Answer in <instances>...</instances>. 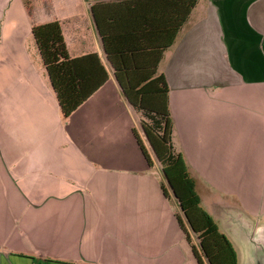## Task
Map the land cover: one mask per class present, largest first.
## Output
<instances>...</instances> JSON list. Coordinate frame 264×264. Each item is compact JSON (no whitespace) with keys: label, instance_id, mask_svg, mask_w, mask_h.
Instances as JSON below:
<instances>
[{"label":"crops","instance_id":"1","mask_svg":"<svg viewBox=\"0 0 264 264\" xmlns=\"http://www.w3.org/2000/svg\"><path fill=\"white\" fill-rule=\"evenodd\" d=\"M140 1L0 0V221L16 223L0 264H198L96 22L117 36ZM54 22L91 85L108 77L67 119L33 35ZM157 71L202 207L239 264H264L248 240L264 211V0H200Z\"/></svg>","mask_w":264,"mask_h":264},{"label":"trees","instance_id":"2","mask_svg":"<svg viewBox=\"0 0 264 264\" xmlns=\"http://www.w3.org/2000/svg\"><path fill=\"white\" fill-rule=\"evenodd\" d=\"M199 1L141 0L131 13L133 22L122 25V33L117 36L106 33L100 21L96 19V22L123 96L133 110L144 117L143 132L166 182L161 184L163 195L178 206L175 217L194 258L198 264H205V261L208 264H239L234 244L202 207L187 164L174 149L170 88L166 77L157 71L163 52L173 47ZM33 35L62 116L67 119L108 77L104 73L101 81L91 85L94 77L85 73L82 61L70 58L58 22L34 27ZM145 54L153 56L147 64ZM146 70L147 74H143ZM134 135L148 164L153 167L152 157L137 130Z\"/></svg>","mask_w":264,"mask_h":264},{"label":"rangeland","instance_id":"3","mask_svg":"<svg viewBox=\"0 0 264 264\" xmlns=\"http://www.w3.org/2000/svg\"><path fill=\"white\" fill-rule=\"evenodd\" d=\"M137 115L140 116V120H138V128H139V131H140V134H141L140 137L143 140V142L145 143V146L148 148V150H149L151 156L153 157L157 167L159 168V169H154V173H155V175L158 178H160V181H162V183H163V182H165V180H164V176H163L161 165L159 164V162H158V160H157V158H156L151 146L149 145V143H148V141L146 139V136H145V134L143 132V129H142V121H143L144 117L142 115H140V114H137ZM167 186H168L167 188L171 191L169 185H167ZM173 207H174V211L177 213L178 209H177L176 205L173 204ZM182 217H183V215H182ZM3 218L7 219V220L0 221V234L2 233V231L5 228L10 229V228H12V225H16V223L8 222L9 220H11L10 218L9 219L5 218V217H3ZM3 225H4V227H3ZM258 225H259V227H258ZM177 226H179V224ZM260 229H262V230L260 231ZM256 230H258V231H256ZM180 232H182V231H180ZM248 240H249L250 244L253 245V248H259L258 250L262 254H264V211L263 210L259 211V213H257V215L255 216L254 222H252V224H251V230H250V233H249V236H248ZM236 242H237V247H239V245H240L239 243L240 242L238 240H236ZM241 264H245V263L242 262Z\"/></svg>","mask_w":264,"mask_h":264}]
</instances>
